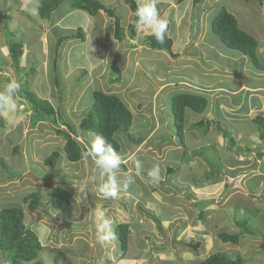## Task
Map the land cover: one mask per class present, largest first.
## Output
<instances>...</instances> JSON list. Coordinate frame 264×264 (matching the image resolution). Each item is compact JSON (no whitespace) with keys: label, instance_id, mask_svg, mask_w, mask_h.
<instances>
[{"label":"rangeland","instance_id":"374dc122","mask_svg":"<svg viewBox=\"0 0 264 264\" xmlns=\"http://www.w3.org/2000/svg\"><path fill=\"white\" fill-rule=\"evenodd\" d=\"M26 1L27 4H23ZM100 1L114 8L121 17L124 28L120 35L121 40L115 36L113 19L102 12V16L105 15L110 22L101 33L103 47L94 42L97 47L95 52L91 50V65L78 64L73 68L72 63L69 65V61H66V56H69V46L73 44L71 40L74 38L65 40L59 52L55 53L58 39L49 37L51 32L47 21L41 20L37 13L38 0H0V92H3L10 79H15L20 84L15 94L17 111L10 113L0 107V208L24 207L27 225L35 227L38 236L41 235L44 250L39 257L46 264H98V252L90 239L93 234L97 235L103 213L100 214L99 206L94 204L95 200H101L97 193L102 196L99 187L105 178L100 175L95 163L88 172L82 166L79 168L78 163L68 161L63 152L57 166L45 165L47 156L54 150H62L65 138L56 133L54 124L47 122L45 126H40V123L35 127L31 125V104L19 96V90L25 82L29 90L34 88L39 94L36 87L41 86L46 95L53 93L51 97L54 101L50 96L42 98L52 101L62 118L69 114L73 121L91 108L94 101L93 90L118 91L124 96L121 97L126 104L131 105L132 110L135 109L132 127L134 131L131 129L134 138L146 140L154 129L153 137L150 138L153 142H171L173 147L164 157L147 150L146 144H143L136 154L134 151L138 146L131 148L129 142L132 141L123 136L125 147L120 154L123 159L126 158L125 161L129 155L135 154L136 160L141 164L143 177L131 173L135 170L134 161H126L128 168L121 166L120 177L132 174L135 179L127 188L136 192L133 195L135 198L129 197L132 194L127 189H121L117 196L129 193L127 197H119L126 206L114 211L113 215L111 210L106 212L112 215L113 230L118 222H130L132 236L125 254L117 248L116 237L102 242L107 246L104 248L107 257L104 255L106 259L102 260L103 263L114 264L118 260V264H132L136 260L137 264H196L212 252L225 251L232 256L241 253L246 259L245 264H264V180L256 179V176L264 175V139L259 140L254 133L248 139H239L241 148L237 145L231 146L227 138L216 134L213 127H216V123H211L209 129H206V126L200 127L192 121L189 126L193 129L190 130L186 125L183 145L170 107V97L180 89L182 91L183 88H189L190 91H200L211 97V92H207L209 87L233 84L234 79L230 73H223L224 66L230 62L240 68L245 65L253 70L257 69L255 65L252 68L253 63L247 55L241 59V66L238 64L240 60L233 61L241 52L222 42L212 31L211 22L218 10L225 6L237 17L239 26L245 31L254 33L255 30H264V0H202L197 5L193 0H156L161 16L169 22V36L174 42L172 49L178 56L172 57L166 51L147 46V49L138 52L141 59L137 61L134 54L128 53L132 38L128 13L133 15L132 10L124 0ZM68 4L66 2L54 11L50 19L59 17ZM69 9L74 17L82 14V9ZM6 26L17 35L18 40L22 39L27 45L25 55L21 58L22 69L18 72L12 66ZM57 29L60 30V35L74 30L69 28V31L62 33L63 29ZM136 30H139L137 37L141 40L147 32L142 30L150 29L137 26ZM76 40L80 41L74 39L76 43ZM132 40L136 42L138 38ZM183 44L185 48L180 52ZM109 46L118 54L114 59L115 64L113 57L109 58ZM28 61L32 63L29 65ZM37 62H41L42 67L36 66ZM55 62L57 70L54 67V74L60 70L59 86L55 79L53 81V75L50 76L51 79L45 75L46 70L49 73ZM48 63L52 65L47 66ZM221 64L223 65L220 66ZM213 65L215 67L211 68ZM120 74L122 78L119 77ZM79 94L83 97L77 101ZM186 113L189 118L201 116L188 110ZM255 124L257 126L256 122ZM60 128L65 129V126ZM236 131H241V128L238 127ZM257 131L259 135V130ZM91 134L82 138L85 133H81L78 140L90 146ZM244 135L246 136V132ZM201 140H211L212 145L216 146L207 148L204 155L213 160L222 157L226 173L219 175L221 178L207 177L204 155H193V149L200 147ZM246 145L251 149L246 150ZM15 146L19 149L17 153ZM259 154H263V158ZM170 163L177 173L172 177L173 186L169 180L173 173L167 171ZM154 168L160 170L157 184L148 181L145 172ZM127 169L131 171L127 172ZM137 179L142 182L141 187L137 185ZM193 183L200 187L193 189ZM30 191H39L42 195V208L35 214L23 202L24 195ZM66 191L70 193L71 201L68 211H54L49 192ZM114 199L106 201L111 202ZM202 213L205 218L201 217ZM237 217H248L251 224L259 228L260 235L244 234L238 245L219 240L216 231H237L229 222ZM206 222L207 227H204ZM191 241H200L202 245L194 249L186 245ZM0 260L2 264H8L1 252Z\"/></svg>","mask_w":264,"mask_h":264},{"label":"trees","instance_id":"16d2710c","mask_svg":"<svg viewBox=\"0 0 264 264\" xmlns=\"http://www.w3.org/2000/svg\"><path fill=\"white\" fill-rule=\"evenodd\" d=\"M129 8L133 12V18L129 24L130 36L136 35V27L139 26L135 11L139 6L137 0H124ZM184 0H178L183 2ZM202 0H193L197 5ZM69 2L72 8L83 9L91 15L99 14L100 11L105 12L110 18L113 19L115 36L121 40V33L124 30L121 22V17L117 15L116 10L109 7L100 0H39L38 13L41 19H48L52 13L59 9L64 3ZM262 2V0H259ZM212 31L224 42L228 47L239 50L243 54L249 56L255 66L264 70V62H260L257 56L258 39L249 34L247 31L239 26L237 17L230 12L225 6L221 7L214 15L211 22ZM61 28V27H60ZM7 45L9 53L12 59V66L18 72L22 69L21 58L25 54L26 44L24 41L18 40L17 35L8 29L6 26ZM62 29V28H61ZM64 30V29H63ZM169 32V30H168ZM78 35V36H76ZM84 39V32L81 27L72 30L69 34L59 35L55 44V53L59 52V48L62 43L67 39ZM145 44L155 50L166 51L171 54L172 57L178 56L172 50L173 40L167 33L165 42L163 44L158 43L154 36L150 33L144 38ZM54 67L57 70V63H54ZM34 71V68L31 69ZM59 70L55 73V82L59 86ZM26 83L23 82L19 96L27 100L31 104L33 111V118L31 125L35 127L39 122L40 126H45V123L54 124L56 133L62 135L65 138L62 150H54L44 160L45 165L51 167L57 166L60 162L62 152L66 159L70 162H77L88 153V150L84 148L82 142L78 140V136L81 133H95L105 137V139L113 145L117 152H122V148L125 147L123 142V136L127 137L131 148L139 146L144 139L134 138L131 134V129L134 122V114L126 104V102L117 93L104 92L100 89L94 90V102L91 108L82 115L79 126L67 123L63 120L59 113V109L52 101L47 98H42L33 89H28ZM60 92V91H59ZM209 105V98L202 92L180 91L174 93L170 97V107L173 115L175 127L178 135L180 136V142L185 145L184 134L187 124L186 110H191L198 113L206 111ZM254 121L258 124L259 139H264V116H256ZM64 125L65 129L60 128ZM196 125L204 126V122L200 121ZM220 127V126H219ZM218 127V129H219ZM79 129V130H78ZM209 129V125L206 126ZM224 136L228 139L231 146L237 143L233 136H229L228 132H224ZM140 140V141H139ZM136 141V142H135ZM141 142V143H140ZM216 147L215 145H205L197 149H193V155L195 157H203L204 151L207 148ZM251 149V148H249ZM19 151L15 146V153ZM186 151V150H185ZM188 154V152H187ZM263 154H259L261 158ZM188 157V156H187ZM203 161L207 167V177H219V175H225L226 165L222 160V157L218 160L211 159L208 155H204ZM123 165V164H122ZM3 166L5 164L3 163ZM264 170V165H263ZM169 173H173L175 168L173 166L167 167ZM146 174L148 171H145ZM221 178V177H219ZM258 180H264L263 176H256ZM251 181L249 182V185ZM49 197L53 205L54 211L61 213L67 212L71 201L70 198L62 192H49ZM41 193L39 191H30L24 195L23 202L27 204L31 213L37 212L42 208ZM249 209V208H248ZM251 210V209H249ZM204 217V214H201ZM26 211L23 206H10L0 208V252L3 258L8 264H46L44 260H41L39 256L44 249V246L36 233V231L27 225L26 223ZM237 229L235 232L226 230L216 231V236L224 243H232L234 245L240 244L241 236L244 234H250L253 236H259V228L253 226L248 217H237L234 220H229ZM228 224V221H225ZM207 227V222L204 224ZM115 237L117 239V248L124 254L130 246V240L132 236V225L130 222H119L114 227ZM263 235V234H262ZM186 245L198 249L201 247L202 242H188ZM246 259L238 253L232 256L229 252L215 251L207 255L205 258L196 262V264H245ZM0 264L1 260H0Z\"/></svg>","mask_w":264,"mask_h":264},{"label":"crops","instance_id":"0c3cea01","mask_svg":"<svg viewBox=\"0 0 264 264\" xmlns=\"http://www.w3.org/2000/svg\"><path fill=\"white\" fill-rule=\"evenodd\" d=\"M38 3H39V0H38ZM38 3H37V10H38ZM137 3L140 6L141 5V0H137ZM23 4L26 5L27 1L24 2ZM70 7H71V5L69 3L68 6H66L60 12L59 17H54V20L52 18L51 19L50 18L49 19H44L45 21H47L46 24L50 28L51 35H49V37H51L54 40H56V38L59 37L60 30H58L57 27H61L62 29H64L63 32L61 31L62 33H64L65 30L69 31L72 28L77 29V28L81 27L83 32H84V39L80 40V41L76 40L78 43L74 42V39H72V40L70 39L71 41H73V44L69 46V50H68L69 56L68 57L66 56V61H69V65H71V63H72L73 68L76 67L75 65H78V64L79 65H85V64L86 65H89V64L91 65V61H90L91 50H94V52L96 51L97 43L99 44V46L102 45V47H103V44H102L103 36L101 35V33L104 30L105 25L107 26V24H109L110 22L108 21V19L106 18L105 15L102 16L101 13L103 11H100L99 14L91 15L90 13H88L87 11L82 9L81 10L82 14H78L77 17H74V16H72V15H74L73 12H71L70 9H69ZM37 13H38V11H37ZM69 14H71V15H69ZM128 14H129L128 15V19H129L128 23L130 24L131 23V19L133 18V15L130 14V12ZM81 15L83 17H80ZM41 20H43V19H41ZM112 24H113L112 27H113V30H114V23L112 22ZM139 26H141V25H139ZM138 31L139 30H136V32H137L136 35L130 39L131 43L129 45V50H128V53H131V55L134 54V56H135L134 59L136 61L141 59L138 56V52L143 50V49H147V45L145 44L144 38L148 34L151 33V30H142L144 32H146V31L147 32L142 36V39L140 40V38L137 37L139 35ZM248 31L251 32L252 34H254L255 37L258 39L257 56H258V59H259L260 62H264V30H261V31L255 30L254 33L252 31H250V30H247V32ZM168 34H169V32H168ZM38 35H39V33H38ZM140 37H141V35H140ZM134 38H138V40H136V42H134V40H132ZM187 38H186V40H187ZM39 42H40V40H39ZM94 42L96 43V45H94ZM173 44H174V42H173ZM35 47H37V46H35ZM180 47L181 48L179 50H180V52H182L183 48H185L184 44H183V46H180ZM172 48H173V46H172ZM114 51L115 50L111 49L110 46H109V58L113 57V61H114L113 64L116 63V60H114V59L116 58V56H118V54L116 52H114ZM237 51H239V50H237ZM66 54L68 55V53H66ZM244 55L245 54H243L241 52V54L238 57H236V60H233V61L240 60L238 64L241 66V59H243V57H245ZM80 60H82V61L80 62ZM246 61H247V59H246ZM30 63H32V62L28 61L29 65H30ZM252 63H253V61H252ZM50 65H52V63L51 64L48 63L47 66H50ZM222 65L223 64H221L220 66H222ZM235 65L236 64H232V62H230L227 66H224V70H223V73H226V74L230 73V75L233 77V79H234L233 84L231 83V84H228V85H220L217 88H212V87L208 86L209 87V91H207V92H211V97L210 96L208 97L209 98L208 108L203 113H198V112H194V111L188 110V111L193 112L194 114L201 115V116L198 117V118H193V117L189 118L187 116V121L188 122H187L186 125L191 130L193 128L190 127L189 125L191 124L192 121H194L195 124H197L200 121H203L204 122V126L211 125V123H216V127L213 126L215 128L216 134L219 135V137H220V136H224V132H228L229 136H233L236 139L237 143L235 145H237V146H239L241 148L242 147L241 144H240L241 140H239V139H243V138L246 139L248 136H251L254 133L257 136V138H259L258 137V131H257V130H259L258 129V124L256 126L254 119H255L256 116H259V115L264 116V70L259 69V68H257L256 70H253L250 67H246L245 65L241 66V68H240V67H237L238 65H236V66ZM254 65L255 64L253 63L252 68L254 67ZM36 66L42 67L41 62H37ZM214 67H215V65H213L211 68H214ZM51 68L52 69H49L50 70L49 73H48V70H46L45 75H47L46 77L49 78V79H51L50 76L53 75V81H54V77H55L54 65ZM64 75H65V73H64ZM120 76L122 78L121 74L119 75V77ZM47 81H48V79H47ZM60 84H61V81H60ZM189 85H191V84H189ZM76 88H78V87H76ZM37 90L39 91L38 92L39 96H41V97L50 96V98L52 100L51 96H52L53 93L50 92V93H48V95H46V93H44L45 91H42V87L41 86H37L36 87V91ZM84 90L87 91L88 88L84 89ZM180 91H181V89H180ZM182 91H190V90H189V88H187V90L185 88H183ZM191 92H195V91L191 90ZM196 92H200V91H196ZM112 93H117V94L120 95V97L122 96L121 93H119L118 91L117 92H112ZM80 96L81 95L79 94V97H78L77 101L80 100L83 97V96H81V97ZM238 96H240V100H238ZM122 97H124V96H122ZM93 98H94V90H93ZM52 101H54V100H52ZM77 105H78V102H77ZM140 105H141V103H140ZM128 106L131 109V107H130L131 105H128ZM141 108H142V106H141ZM133 110H135V109H133ZM133 110L131 109V111L134 114ZM81 118H82V115L80 117H78V119L73 121L71 119V117L69 116V114H65V117L63 118V120L66 121L67 123L74 124V125H76L78 127ZM39 123H40V125H42L41 122H39ZM37 125H39V124H37ZM204 126H201V127H204ZM218 127H219V129H218ZM238 127L241 128V131H236L238 129ZM210 128H211V126H210ZM242 130H243V132H242ZM132 131H134L133 128H132ZM153 131H154V129L152 130V133L149 132L150 134L147 136L146 140H144L137 147V149H135L134 153H136L138 150H140V148H142L143 144H146L147 150L153 151L152 153H156L157 156H159V155L163 156L164 154L166 155L167 152H169V149L171 147H173L170 144L171 142H169V143H164L163 141L157 142V143L153 142L150 139V138L153 137V133H154ZM185 131H186V129H185ZM244 132H246V136L244 135ZM87 134L89 135V133H85V135H82V138L84 136H86ZM211 140L214 141V139H211ZM211 140L205 141V142H204V140H201L199 142L200 147L212 144L210 142ZM217 140H218V137L216 138V141ZM160 143H162V145H159ZM175 144H177V142ZM82 146L89 151V145L88 144H83ZM165 149H167L166 153H165ZM245 149L246 150L249 149V146L246 145ZM130 152H132V151L130 150ZM159 153H161V154H159ZM165 155H164V157H165ZM125 159H124V163H123L122 166H124V168L125 167L128 168V165H127L126 161H128L129 159L126 160V161H125ZM91 160H92V158L88 154H85L83 159H81V160H79V161H77L75 163H78L79 168H80V166H82L81 168H85L89 172L90 169H91V165H94V163H95L94 160H92V162H91ZM260 165H261V163L259 164V170L262 169L260 167ZM169 166H171V163L168 165V167ZM129 171H131V170L127 169V172H129ZM135 171L136 170H132L131 173L134 174ZM175 174H177V173L173 172L172 176L169 179V180H171L170 183L172 184V186L174 185L172 177ZM261 174H263L262 171H261ZM136 183L139 186H140V184H142V182H140L138 179L136 180ZM181 185H182V183H181ZM154 187L155 186H153V188ZM199 187L200 186L198 184L193 183V186H192L193 189H195V188L198 189ZM192 188L190 187V189H192ZM150 189H152V188L150 187ZM127 190L129 192H131V194H132V196H129V197H134L133 195H135L134 193H136V192L132 191L131 189H127ZM138 191H141V189H139ZM64 194L67 195L68 197L70 195V193H68L67 191ZM128 194L129 193H127V194L123 193L122 195L117 196L113 201H111L112 202L111 203L109 201H106V199H105V197L103 195L101 196V195H99V193H97L98 197L101 200H98V201L95 200V204L94 205L99 206L98 210H100L99 211L100 214L102 212L104 213V212H106L108 210H111V212H113L112 213V215H113L114 211H119L120 207L124 208V206H126V204L125 205L122 204V201H121L120 198L122 196H126L127 197ZM124 203H126V202H124ZM94 205L92 204V206H94ZM95 211H97V210H95ZM106 213H108V214L106 215ZM106 213H105L104 216L111 220V217H112L111 213H109V212H106ZM33 214H35V212H33ZM111 222H112V220H111ZM32 228L35 230V227H32ZM199 229H201V228L199 227ZM39 238H41V235H39ZM90 240L92 241L91 242L92 245L94 246V248L98 252L97 253L98 254L97 258L99 259L98 264H105V263H103L102 260L106 259L105 258V256H106L105 255V251L106 250L104 248H107V246L104 245L105 243L103 244L101 241H99L97 239V235L96 234H93V237H91ZM96 245H97V247H96ZM109 248H110V246H109ZM101 251H102V254H100ZM106 253H108V252H106ZM117 261L118 260H116V262H114V264H118L119 261L118 262ZM125 264H131V263H126L125 262ZM132 264H137V261L134 260V262H132Z\"/></svg>","mask_w":264,"mask_h":264},{"label":"clouds","instance_id":"9594fccd","mask_svg":"<svg viewBox=\"0 0 264 264\" xmlns=\"http://www.w3.org/2000/svg\"><path fill=\"white\" fill-rule=\"evenodd\" d=\"M135 16L139 25L151 30V34L158 43L163 44L165 42L169 22L161 16L156 0H143V3L137 7ZM19 87L20 84L15 79H10L3 92H0V107L5 108L10 113L17 111L15 94ZM91 135L92 141L87 154L94 159L100 175L105 178L99 187V191L106 199H114L121 189L126 190L135 182V179L131 174L120 177L121 166L124 163L121 154L104 136L95 133ZM128 159L135 162L136 176L143 177L141 164L136 160L135 154L129 155ZM147 177L152 184H157L160 179L159 168L148 171ZM97 239L101 242L115 239L111 220L106 218L103 213L99 222Z\"/></svg>","mask_w":264,"mask_h":264},{"label":"bare ground","instance_id":"6f19581e","mask_svg":"<svg viewBox=\"0 0 264 264\" xmlns=\"http://www.w3.org/2000/svg\"><path fill=\"white\" fill-rule=\"evenodd\" d=\"M81 10V9H80ZM76 36H78V35H76ZM91 193V192H90ZM93 194V193H92Z\"/></svg>","mask_w":264,"mask_h":264}]
</instances>
